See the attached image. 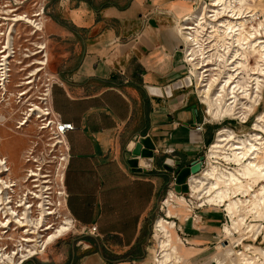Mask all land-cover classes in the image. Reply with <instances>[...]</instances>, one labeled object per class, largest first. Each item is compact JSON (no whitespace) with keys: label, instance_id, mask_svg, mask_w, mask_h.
I'll return each mask as SVG.
<instances>
[{"label":"crops","instance_id":"crops-1","mask_svg":"<svg viewBox=\"0 0 264 264\" xmlns=\"http://www.w3.org/2000/svg\"><path fill=\"white\" fill-rule=\"evenodd\" d=\"M199 2H49L52 106L75 125L66 136L65 206L74 227L73 237L57 238L23 264H157L155 225L176 174L157 163L135 171L127 154L141 137H151L162 160L182 162L176 173L203 154L204 167L209 164L207 149L221 128L208 123L195 81L178 84L190 75L181 24ZM239 124L228 122L247 134L249 125ZM217 206L197 199L191 213L165 214L180 225L186 257L201 259L224 240L229 219Z\"/></svg>","mask_w":264,"mask_h":264},{"label":"bare ground","instance_id":"bare-ground-1","mask_svg":"<svg viewBox=\"0 0 264 264\" xmlns=\"http://www.w3.org/2000/svg\"><path fill=\"white\" fill-rule=\"evenodd\" d=\"M234 1L238 0H212V4H210L211 7L217 8V15L214 19L218 21L219 24H217V26L220 28V31H223L226 36L225 39L231 41V39L235 38L236 41L234 42L238 44L236 46H240L238 55L229 63V65H232L234 62H238L239 66L236 68L229 67L230 70L228 72L233 71V73L228 75L227 80L221 87L217 86L215 92L212 91L213 86L218 82L216 83V81L213 80L212 83H207L206 77L208 76L204 77L206 74L204 71H209L205 69L208 63L206 66H203L198 59V55L200 54L199 51L203 46L201 44L203 43L197 42L195 34L192 31L183 30V27L186 28L185 24L188 21L195 20L197 16L202 14L194 11L193 15L186 19L187 22L181 24V28L189 43L187 50L189 52V60L193 66L192 72L197 77L199 93L202 99L208 104L212 116L214 118H220L226 115H233L247 119L250 114L248 111H253L256 104L247 105L248 111L241 115L242 109L240 110V104L242 102L239 101L241 97L237 100L238 96L232 87L233 83L236 81V77H238L234 72L239 70L241 65H249L250 46H253V50H256L257 53L260 54L259 63L263 62L264 64V44H262L261 41L256 44L255 42L249 43L250 45L246 43L249 36L255 37L258 35L260 28L255 32L248 31L249 36H245V29L247 27L246 20L248 19H244L251 14L243 16L237 15L239 11H237L233 3ZM220 13V17L225 18V20L218 18ZM5 61L7 62L6 56ZM5 67L7 68V66ZM258 88L260 89L261 87L259 86ZM227 95L228 98H226ZM258 96L259 95L254 99L251 97V102L260 100L261 98H257ZM28 121L30 120L28 119L25 123H22V125H26ZM263 121L264 112H260L256 118L255 131H252L253 133L250 132L246 139L239 138L232 144H230V142L236 138V132L230 128L220 129L216 140L209 149L208 156L210 160L208 166L204 168L201 173L192 175L190 179L191 192L200 199V204L204 205L205 203H209L212 205L225 206V210L233 220L232 224L229 222L225 223L224 232L229 235L234 236L239 233L242 224L246 221L245 212L256 213L261 211L264 214V182L259 183L261 180L264 181V123H261ZM5 148L7 149V145L0 141V175L11 170L7 164L8 160L7 154L4 152V150H6ZM230 162L235 163V166L229 165ZM258 183L259 186L255 189V185ZM203 198L204 200H202ZM163 201L168 206L169 215L175 214V209L177 208H180L181 211L182 209L186 211L190 210V208L186 206V198L177 195L174 190H170L168 196L164 198ZM185 210L183 212H186ZM64 215V219L58 226H49L45 229V231L48 230L47 234L43 236L40 235V237H43L41 239L43 241L41 247L44 246L42 252L45 251L49 244L54 242L57 238L67 234L74 227L72 218L69 217L66 212H64ZM175 225V221H170L165 217H159L156 221L155 236L160 250L159 256L156 257L157 264H182L185 260L184 255L179 252L178 244H176V242L180 241V237L177 238L175 242L173 240L172 229L175 228ZM262 227V223L249 226V231H253L249 236L257 238L263 230ZM3 228H6V226H3ZM39 232H42V230L33 231V233ZM26 233L29 234L31 231L28 229ZM243 238L244 237H237L234 241L235 243L237 242L235 245L240 244ZM27 241L34 240L27 239ZM244 246L245 250L235 248L237 253H235L233 249H229L228 251L221 250L213 259L217 261V264H224L227 260L229 262L232 261V263L236 262V264H264V262L261 261V257L264 256V247L254 246L248 243H245ZM1 251L0 249V254ZM249 251H253L255 255L250 254ZM0 257L5 258L4 253H2ZM212 262L210 264H212Z\"/></svg>","mask_w":264,"mask_h":264},{"label":"rangeland","instance_id":"rangeland-1","mask_svg":"<svg viewBox=\"0 0 264 264\" xmlns=\"http://www.w3.org/2000/svg\"><path fill=\"white\" fill-rule=\"evenodd\" d=\"M50 1L51 0H38V3H37L36 0H26V1L25 0H11V5H8L9 3H7V0H0V50L3 49L5 46H6V49L9 48V53H10L9 58L11 56L12 48H14L17 52L15 54V57L12 58V61H11L12 72H11L10 81L8 82V84L6 83V86H5V94H3L4 90L0 89V141L7 145V149L5 148L6 150H4V152L7 154L8 167L9 165L11 166V168L9 167L11 170L9 172L3 173L2 175H14L15 177L24 175L25 153L31 145V137L33 136L35 137V135L37 134V125L39 124V121L36 119L35 115H32L31 117H29L28 119L30 121H28L26 125H23L22 128H18V123L25 118V114L28 112L29 108L31 107L30 103L32 104V102H34L37 94L40 91L44 90V86H45L44 84L45 82H47V79H48L47 74H49L48 73L49 67L47 66L46 69L39 71L37 67L38 64L29 66V63H31V61L39 60L40 57L39 56L35 57L33 55H31V57H26L24 56V53L31 54L30 52L37 49L38 45L46 44V46H48L47 44L48 36L46 34V27H47V20L49 18V11H51V8L48 7V4ZM238 1L240 3H238ZM238 1H234L233 3L235 4L237 11H239L237 15L243 16L244 14L242 13L248 10L247 8L253 3L249 1L243 3L244 0H238ZM254 1H255V4L252 5L254 9L264 11V0H254ZM210 3L212 4V0H200V2L198 3L195 9V12H199L202 15L197 16V19L195 18V20H193V22L191 23L192 25L190 26H195L196 28L195 32L193 33L195 34V38L197 39V42L199 41L200 43H203L201 44L203 46L201 50L199 51L200 54L198 55L199 57L198 59H199V62L203 66H206V63H208L205 69L210 70V71H206V70L204 71L206 73L204 77L208 76L206 77L207 79L206 81L209 84L212 83L213 80H215L216 83L218 82L216 85L213 86L212 91L215 92L217 86L221 87L225 83V82L222 83L220 79L225 80L226 79L224 78L225 76L228 77L230 73H233V72H228V67L230 66H228L227 64L228 63L227 59H226V62L223 64L219 60V57L224 59L225 57H227V54L229 53V52L226 53L225 51H222V48L226 47L223 45L225 44L230 45L231 43L235 44L236 42L234 41H236V39L235 38L231 39V41H229V39H225L226 36L224 35L223 31H220V28H218L217 26V24H219L217 20H213L214 22L212 25L209 23L211 22V18L208 16L207 10L210 7L209 6ZM207 5H208V8H205ZM42 6H45V7L47 6V8L45 9V13L42 15L41 19L39 17H34L33 13L39 12ZM17 7L19 9H15L13 12L10 10V9H14ZM7 12L10 13V15H8ZM218 16L220 17L221 13ZM21 17H23L24 19H21ZM28 18H30L32 21H27ZM220 18L221 20H225V18H222V17ZM248 20H246V24ZM260 21L254 20L252 23H250V24L257 25V26H252V28L251 27L249 28L250 25L248 24L245 29V33L248 31L255 32L257 29L263 26L264 24L259 23ZM36 29H37V32L33 33L34 30ZM28 48L29 50H27ZM230 48H233V47H230ZM239 49H240V46H237L233 48V50L231 51V52H235L234 53L235 58H236V55H238ZM249 49H250L249 52L252 55V59L250 60V63L248 66L241 65L240 69L238 70V73L240 74H237V76L239 77L238 79L241 80L243 83L248 82L252 77H254L253 73L255 72L253 71H258L260 68V65H259L260 63L258 61L260 58V54L257 53L256 50H253L254 48L252 49L249 48ZM47 50H49V47H47ZM6 51H4V53H7ZM220 53L221 54L223 53V56ZM2 55H3V52H0V58ZM5 56L7 57V54H5ZM18 61H23V62L20 63ZM235 65H233L235 66V68L238 67L239 66L238 62L235 63ZM29 78H31L30 80L33 79L34 81L32 83H25V81H28ZM21 91L22 92L28 91V92L26 95L20 96ZM234 92H236L235 88H234ZM260 95H261V99L258 100L257 102L255 101L251 102L250 100L249 103L248 102L244 103V104L248 103L247 105L256 104V106L254 107L255 110L251 112H249L250 110L248 111V113L250 114L248 115V120L245 125H249V129H248L249 132L245 135H239L233 128L228 126V122H231L237 125L238 128H242L241 124L239 123H244L243 122L244 118L240 116H233V115H226L224 117L214 118L209 111L208 104L202 99L201 95L199 97L201 101L204 103L203 105L205 107V110L207 111L206 115H207L208 123L210 125H212L213 127L215 126L217 129L218 128H221V129L230 128L236 132V138H234L233 141L230 142V144H232L235 141H237V139L239 138L246 139L249 136L250 132L255 131L254 127H255L256 118L260 112H264V92H263V95L262 94ZM260 95L258 96L259 98H260ZM226 98H228V95ZM239 99L240 97L238 96L237 100ZM239 101L243 102L241 99ZM257 103H260V104H258L257 106ZM244 104L241 103L240 105L244 106ZM247 110H248V107H247ZM261 123H264V121ZM209 149H210V146H209ZM209 149H207V156L209 153ZM207 166L208 164L204 168H206ZM2 175L0 176V178L4 179L5 177H3ZM263 182L264 181L261 180L259 183H263ZM259 183L255 185V189L258 188ZM174 184L171 185L169 190L170 189L174 190L177 194L178 192L174 189V186H175ZM197 199L198 198L190 190L189 193H186V206L191 208L192 206L191 200L195 202V200ZM202 200H204V198ZM200 202L201 201L199 199V203ZM217 208L221 212L224 211V213H227V211L225 210V206H217ZM184 210L185 209H182V211ZM176 212H181V211L178 210ZM187 212L191 213L190 211H186V213ZM165 214L168 215V206L166 204H164L163 211L160 212L157 218L165 217L168 220L175 219L173 217H167ZM244 214L246 216V221L244 224H242L240 228L241 230L239 231V233L233 236V235L227 234L226 232L222 230L221 239H227L229 240V243L226 244V242L225 243L220 242V243H215L211 245L209 250H207V252L204 254V256L201 259H195V257H191V255L186 257L188 255L189 250L186 248V246L183 243L180 244V241L176 242V244H178V247H179V252L185 257V260L182 264H210L212 261H213L212 264H217V261H214L213 258L215 255H218L221 250L228 251L229 249H233L235 253H237L235 249V244L237 242L236 243L234 242L235 239L237 237L238 238L247 237L248 240L254 239L253 236H249L253 232V231H249L250 229L249 226H252V224H256V223L264 224L263 212L261 211L256 212V213L255 212L254 213L245 212ZM63 219H64V216L60 217L58 219L57 225L55 226H58ZM228 222L232 224L233 223L232 218ZM2 229L3 228H0V237H1L0 247H3L7 243L8 237H11V240H10L11 243L13 242L18 243L21 237L23 236L22 229L13 230L10 228L8 233L6 234L3 232ZM179 229H180L179 223L175 225L174 229H172V236H173L174 242L177 238H179V236L176 234L177 231L180 232ZM37 230H41V229L33 227L29 231L33 232ZM71 231H73V229ZM71 231L67 233L68 235L66 234L65 238L68 239L70 237H73ZM40 233L41 232H39L38 234ZM262 234L264 236V229H263ZM31 237L34 238L35 234H32ZM248 240L244 242H248ZM254 244L256 246L264 247V239L260 237L258 238L257 242ZM243 246L244 245L241 244L239 245L238 248L239 249L243 248ZM157 247H158V244H157ZM159 252L160 250L158 247L157 256H159ZM2 253L5 254V252H1V254ZM5 258L0 257V264H7L8 261ZM18 262H19L18 260H14L11 264H18ZM233 263L232 261L229 262L227 260L226 263L224 264H233Z\"/></svg>","mask_w":264,"mask_h":264},{"label":"built area","instance_id":"built-area-1","mask_svg":"<svg viewBox=\"0 0 264 264\" xmlns=\"http://www.w3.org/2000/svg\"><path fill=\"white\" fill-rule=\"evenodd\" d=\"M247 1L252 2V5L255 4L254 0H244L243 3ZM36 2L38 3V0H36ZM7 3H9L8 5H11V0H7ZM252 5L247 8L248 10L242 13L244 15L251 14L250 16L245 17V19L249 18L247 22V25H250L249 28H252V26H257L255 24H250L254 20H261L259 23L264 24V11L258 9L255 10ZM46 8L47 6H42L39 12L33 13V16L39 17L41 19L42 15L45 13ZM205 8H208V5ZM15 9L19 8L17 7L10 10L13 12ZM216 9L217 8L210 6L207 10V14L211 18V22H209L211 25L213 24V20H215L214 18H216L217 15ZM7 14L10 15V13L8 12ZM21 19L24 18L21 17ZM27 21L32 20L28 18ZM186 22L187 21H185V23ZM192 22L193 20L188 21L186 23L187 25L185 24L186 28L183 27V30L195 32V26H190L192 25ZM35 32H37V29L34 30L33 33ZM245 34L246 36H249L248 32H246ZM260 41L262 42V44H264V25L260 27V32L258 33V35H256L255 37L249 36L248 41L246 40V43L249 44L255 42L256 44L260 43ZM235 44L231 43L230 45H223L226 46V50L225 48H222V51L229 53L224 59L219 57V60L222 64L225 63L227 59L228 66L232 68H235L236 66L235 63L233 64L235 66L229 65V63H231L235 59V52H231L233 48L237 47V44ZM185 47L187 51V61L190 66V76L193 82L195 81V83H197V77L192 72L193 66L191 61L189 60L187 40ZM250 48H253V46H250ZM27 50H29V48ZM4 51H6L7 53H4ZM0 52H3V55L0 58V89H3V94H5V86L6 83L8 84V82L10 81L12 72L11 61L12 58L15 57V54L17 52L14 48H12L11 56L9 59V48L6 49L5 46L0 50ZM30 53L31 54L24 53V56H39L40 59L31 61V63H29V66L38 64L37 67L39 71L46 69L49 63V55L46 44L38 45L37 49ZM5 54H7V63L5 62ZM221 55L223 56V53ZM251 59L252 55L249 53V61ZM18 62L22 63L23 61ZM6 65L7 68L5 67ZM229 70L230 69L228 67V71ZM253 72L258 73H253L254 77H252L248 82L243 83L238 79L239 77H236V81L232 85V87L235 88L236 95L241 97L243 104L246 102L249 103L251 97H253L252 99H254L257 95H263L264 92L263 62H260L259 70ZM237 74H240L238 73V70H236L235 72V75ZM47 75L48 79L44 84V90L40 91L37 94L34 102H32V104L30 103L31 107L25 114V118L18 123V128H22V123H25L26 120L32 115H35L36 119L39 121V124L37 125V134L35 135V137H31V145L25 153L24 175L19 177H15L14 175H7V177H5L4 179L0 178V228L6 226V228L2 229L5 234L8 233L10 228L13 230L22 229L23 231V236L18 243H11V237L7 236V243L3 247H0V249H2L1 252H5L4 257H7V264H11L14 260H18V264H23L25 261L39 255L42 252V249H44V246L41 247V245L43 244V241L41 239L43 237H40L39 235H45L48 231H45V229H47L49 226L57 225L58 219L62 216H65L64 212L66 200L68 197L66 186V169L69 158V146L66 140V136L68 132L75 129V125L72 122L62 120L60 115L54 111L52 106L51 93L52 79L49 74ZM224 78L226 79H220L222 83H224L228 77L225 76ZM30 79L31 78H29L28 81H25V83H32L34 81L33 79ZM259 86H261V89L258 88ZM27 92L28 91H21L20 96L26 95ZM247 104H244V106L240 105V109H242L241 115H243L242 113H246L248 111ZM247 120L248 118L243 119V122H247ZM203 128V123L197 126V129L202 130ZM229 165L235 166V163L230 162ZM9 167L11 168L10 165ZM195 204L196 200L195 202L191 200V205L195 206ZM199 205L202 204L199 203ZM226 215L228 219L231 220L230 215L228 213H226ZM262 225V229H264V224ZM33 227L40 228L42 232L38 234L31 231V233L27 234V230H31ZM92 230L96 231L97 227H92ZM262 233L263 230L257 236V238L254 239L248 240L247 237H244L240 244L235 245V248L239 249V245H244L245 243L256 246L254 243L257 242ZM32 234H35L34 238L31 237ZM27 239H33L34 241H27ZM246 240H248V242H244ZM222 242H226V244H228L229 240L224 239ZM239 250H245V246H243V248H240ZM249 253L255 255L253 251H249ZM261 261L264 262V256L261 257ZM233 264H236V262H234Z\"/></svg>","mask_w":264,"mask_h":264},{"label":"water","instance_id":"water-1","mask_svg":"<svg viewBox=\"0 0 264 264\" xmlns=\"http://www.w3.org/2000/svg\"><path fill=\"white\" fill-rule=\"evenodd\" d=\"M179 85H192L193 80L190 75L186 76L183 80L179 81ZM177 86V84H176ZM156 145L153 143L151 137H141L133 148L127 154L130 166L135 170L142 172L144 167L152 168L155 163L162 164L163 168L174 176L175 189L179 193H189L191 190L189 180L192 175H197L202 172L206 155L203 154L199 159L192 161L189 165L182 167L176 173V165H181L182 162L175 164L172 161L162 158L156 153ZM142 156V159H138ZM141 166V167H140Z\"/></svg>","mask_w":264,"mask_h":264},{"label":"flooded vegetation","instance_id":"flooded-vegetation-1","mask_svg":"<svg viewBox=\"0 0 264 264\" xmlns=\"http://www.w3.org/2000/svg\"><path fill=\"white\" fill-rule=\"evenodd\" d=\"M1 176V175H0ZM3 177H7V175H2Z\"/></svg>","mask_w":264,"mask_h":264}]
</instances>
